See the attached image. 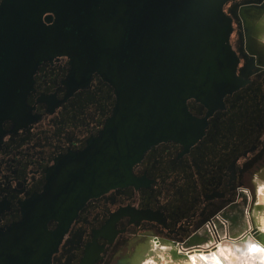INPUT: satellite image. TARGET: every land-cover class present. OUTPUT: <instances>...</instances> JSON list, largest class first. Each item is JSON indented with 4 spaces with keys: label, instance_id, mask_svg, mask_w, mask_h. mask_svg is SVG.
<instances>
[{
    "label": "flooded vegetation",
    "instance_id": "flooded-vegetation-1",
    "mask_svg": "<svg viewBox=\"0 0 264 264\" xmlns=\"http://www.w3.org/2000/svg\"><path fill=\"white\" fill-rule=\"evenodd\" d=\"M136 1L36 3L0 61V264H260L264 0H152L133 38Z\"/></svg>",
    "mask_w": 264,
    "mask_h": 264
},
{
    "label": "water",
    "instance_id": "water-1",
    "mask_svg": "<svg viewBox=\"0 0 264 264\" xmlns=\"http://www.w3.org/2000/svg\"><path fill=\"white\" fill-rule=\"evenodd\" d=\"M41 1L43 0H4V2L0 6V61L3 60V57L13 51L15 46V38H18L20 34V30H17L26 26V24L30 20L31 13H33L32 7L35 6L36 3H39ZM166 6L169 5L167 4ZM171 7L172 10L170 11V13H173L174 4H172ZM131 10L132 11L130 12H132V20L128 28L129 31H132V37L134 38L136 36H139L142 31H147L149 27L147 24L148 18H151L153 16L154 18L160 17L165 13L166 8L164 4L152 3V0H137L132 4ZM89 12L90 10H86L87 18L82 19L84 23L90 20ZM146 12L147 15H145ZM153 12L155 14H153ZM179 13L180 11L176 13L175 17H178V15H180ZM74 16H76L75 13ZM197 18L199 20V24H201L200 20L202 19V17L200 15V7L197 10ZM75 20L77 21V17L75 18ZM111 20L112 19H110L108 22H111ZM24 32L25 31H21V33ZM183 107H185L184 102ZM252 237L258 240L256 241V244L259 245V247L261 246L264 248V233L257 229L253 232ZM252 237L250 236L248 238L249 240L244 242V245H248V243H250V240L253 239Z\"/></svg>",
    "mask_w": 264,
    "mask_h": 264
},
{
    "label": "bare ground",
    "instance_id": "bare-ground-1",
    "mask_svg": "<svg viewBox=\"0 0 264 264\" xmlns=\"http://www.w3.org/2000/svg\"><path fill=\"white\" fill-rule=\"evenodd\" d=\"M263 187H264V185L261 187V189ZM258 209L261 210L262 207L261 208H258ZM255 225H256L257 229L259 230L257 224H255ZM251 235L253 236V234H251ZM252 238L253 239L250 240V243H248V245L247 244H245V245L242 244V245H240V247L241 248H245V249L246 248L247 249L248 248L251 249V247H253V248L255 247L257 249L259 248L260 250L262 249L261 255L259 254L257 257L253 258V260L254 261H258L260 264H264V255H262V252H263L264 248L261 247V246L259 247V245L256 244V241H258L256 238H254V237H252ZM154 246H153V248H154ZM255 248H254V250H256ZM164 250H166V249H164V248H158L156 251H154V250L153 251L156 252L155 254L162 255L164 253L163 252ZM223 251H225V253L223 252L224 253L223 256L220 253H218V251H210V252H207V253H201L199 251L200 253H192L193 255L191 254L192 256H190V257H188V255L186 254L185 256H177L176 259H180V258H185L186 257L190 261L191 264H226V261L227 260L231 262V259H232V256L231 255H232V253L229 250V248L228 247H225L223 249ZM174 255H175V253H174ZM141 258L143 259V255H141V253H140L139 260H138V264H139V261H141Z\"/></svg>",
    "mask_w": 264,
    "mask_h": 264
},
{
    "label": "rangeland",
    "instance_id": "rangeland-1",
    "mask_svg": "<svg viewBox=\"0 0 264 264\" xmlns=\"http://www.w3.org/2000/svg\"><path fill=\"white\" fill-rule=\"evenodd\" d=\"M259 201L264 205V190H263L262 195L259 197ZM260 226L262 228V231H264V212L261 215V225ZM163 252L164 253L162 255L156 254L154 256V258L149 259L145 264H191L190 261L186 257L185 258H180V259H175V258H172L166 252V250H164ZM223 252L225 253V251H223V250L221 252H218V253H220L223 256L224 255ZM187 255H188V257H190L193 254L192 255L191 254H187ZM234 260H235L234 257H232L231 262H233ZM227 261H226V264H228ZM243 262L244 261H241L239 264H242Z\"/></svg>",
    "mask_w": 264,
    "mask_h": 264
}]
</instances>
